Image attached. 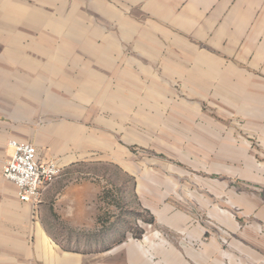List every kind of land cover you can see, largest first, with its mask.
<instances>
[{
    "label": "crops",
    "instance_id": "1",
    "mask_svg": "<svg viewBox=\"0 0 264 264\" xmlns=\"http://www.w3.org/2000/svg\"><path fill=\"white\" fill-rule=\"evenodd\" d=\"M214 115L241 116L240 130L264 145V0H0V264H90L47 231L90 225L89 166L137 179L132 150L204 147L186 141L207 131L217 139L223 126ZM225 130L218 146L234 154L237 130ZM11 139L62 169L34 207L2 175ZM241 148L237 178L259 187L257 203L242 198L264 221V155L244 157ZM21 203L33 218L28 243ZM162 212L163 226L175 228L171 207ZM250 232L243 229L236 246L242 263L264 264V238L251 240ZM109 256L121 264L120 255Z\"/></svg>",
    "mask_w": 264,
    "mask_h": 264
},
{
    "label": "rangeland",
    "instance_id": "2",
    "mask_svg": "<svg viewBox=\"0 0 264 264\" xmlns=\"http://www.w3.org/2000/svg\"><path fill=\"white\" fill-rule=\"evenodd\" d=\"M207 103L203 102L206 108ZM212 119L213 123L223 126L217 130V139L207 131L199 133L205 135L204 140L186 141L187 145L202 143L204 147L167 149L155 145L132 150L138 159L137 179L106 165L91 164L87 187L90 225L47 231H53L64 248L83 251L89 256L90 264L104 260L109 264L112 262L109 254L113 253L121 256V264H243L236 247L242 240L243 229L251 231V240H258L259 235L264 238V221H256L253 212L248 213V205L242 198L244 194L248 197L247 203H257L259 187L237 178L243 166L241 142L247 147L244 157L249 158L257 152L264 155V145L259 138H251L240 130L244 126L241 116L214 115ZM201 123L209 122L202 117ZM227 126L237 130L233 134L238 140L234 141L238 145L233 149L234 154L232 149L218 146L226 142ZM254 171L258 172V166ZM148 174L153 178L148 179ZM71 188L73 197L78 199L76 189L80 188ZM260 198L264 202V197ZM153 207L159 210L156 216L149 212ZM169 207L170 220L176 225L172 229L163 226L162 211ZM27 209L28 205L21 203V238L28 243L33 235V218ZM182 216L191 225L185 224ZM245 235L249 237L248 233ZM144 250L148 252L147 259L141 256ZM227 252L231 254V261H227ZM185 253L189 257H183Z\"/></svg>",
    "mask_w": 264,
    "mask_h": 264
},
{
    "label": "built area",
    "instance_id": "3",
    "mask_svg": "<svg viewBox=\"0 0 264 264\" xmlns=\"http://www.w3.org/2000/svg\"><path fill=\"white\" fill-rule=\"evenodd\" d=\"M8 144L13 152L4 164L2 175L15 184L18 199L34 207L40 202L41 190L60 177L62 169L54 159H39L31 143L11 139Z\"/></svg>",
    "mask_w": 264,
    "mask_h": 264
}]
</instances>
